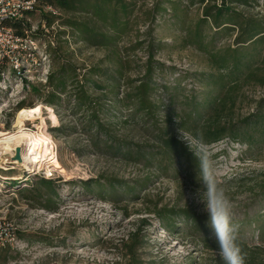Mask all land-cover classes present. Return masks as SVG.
I'll return each mask as SVG.
<instances>
[{
	"label": "rangeland",
	"instance_id": "rangeland-1",
	"mask_svg": "<svg viewBox=\"0 0 264 264\" xmlns=\"http://www.w3.org/2000/svg\"><path fill=\"white\" fill-rule=\"evenodd\" d=\"M46 1L36 0L37 13L30 19L33 30L41 25L40 13H48ZM123 1L130 15L129 36L120 46L126 48L136 39L143 44L141 50L126 54L124 78L137 80L142 76L149 48L153 46V69L159 86L173 87L179 83L186 91L200 90L195 82L197 76L211 74L213 69L208 57L193 44L202 20L203 6L199 0ZM230 9L264 27V0H254L248 7L233 5ZM200 26L206 47H214L217 53L236 47L240 32L234 26L230 27L235 30L229 31V35L228 32L216 34L210 25ZM43 28L54 37V43L67 42L61 45L62 51L78 68H98L108 74L115 70L114 59H109L108 53L75 43L69 37V29L57 22L51 29ZM41 47L27 46L31 51L26 54L15 51L0 63V133L11 137L22 133L46 134L55 145L54 155L60 169L11 161L15 151L3 154L0 219L10 225L19 245L15 250H0V264H124L120 257L122 244L134 233L140 235L145 247L141 251L143 261L218 264L214 261L218 254L206 252L186 231L182 220H174L173 231L160 226L153 213L160 210L176 214L186 210L209 220V235H215L213 215L219 213L247 244L264 245L258 241V229L264 225V200H260L256 191H251L264 171V138L260 140V149L257 146L250 151L228 141L205 148L171 126L170 136L186 144L190 153L205 164V178L199 173L191 181L184 175V163L171 164L166 171H158L156 167L121 161L111 155L113 152H96L85 134L81 114H73L71 106L64 102L60 109L48 107L44 99L30 93L31 87L41 88L45 84L49 67L53 65L51 59H45V49ZM124 89L121 87L120 92ZM161 97L167 101L165 95ZM261 100H264V88L245 86L236 118L252 114ZM165 102V111L157 117V129L164 132L168 128L164 117L171 113ZM21 103L28 108L17 112L15 109ZM121 112L108 126L114 137L133 147L155 146L153 131L144 133L142 125H124L127 113ZM20 143L21 158L29 151L31 141ZM154 159L153 164L158 157ZM40 178L53 182L52 197L45 198L43 189L40 198L29 194L33 187L39 188ZM105 181L112 188H106L107 193L99 195L97 185L107 187L109 184Z\"/></svg>",
	"mask_w": 264,
	"mask_h": 264
},
{
	"label": "trees",
	"instance_id": "trees-1",
	"mask_svg": "<svg viewBox=\"0 0 264 264\" xmlns=\"http://www.w3.org/2000/svg\"><path fill=\"white\" fill-rule=\"evenodd\" d=\"M253 2L254 0H199V4L203 6L202 20L193 44L208 57L213 73L197 76L195 82L200 85L197 92L194 89L186 91L179 83L173 87L157 84L153 69V46L149 48L142 76L137 80L124 78L126 54L141 50L143 44L136 39L126 48L120 46L129 36L130 15L128 5L123 0H47L46 8L56 10L59 16L40 13L41 25L33 30L30 19L37 13L35 7L27 14L25 21L7 26L17 37L44 47L46 60L51 59L53 62L45 84L40 85L41 88L31 87L30 93L44 99V104L48 107L60 109L64 102L71 106L73 114H81L86 125L85 134L94 151L113 152L111 155L121 161L142 164L147 168L156 167L158 171H166L171 164L184 163V175H188L187 180L191 181L199 173H202L201 178H205V164L190 153L186 144L170 136L171 126L205 148L228 141L250 151L257 146L260 149V140L264 138V100L256 104L252 114L236 118L242 89L249 84L264 88V27L255 21L245 20L230 9L233 5L248 7ZM56 22L60 27L70 30L69 37L75 43L108 53L109 59H114L113 73L108 74L98 68L81 69L69 62V57L61 48L67 42L54 43V37L43 30V27L51 29ZM201 24L210 25L216 30V34L228 32L229 35L236 28L240 32L236 36V47L218 53L213 50L214 47H206L200 35ZM231 26L235 28H230ZM121 87H125L123 92H120ZM161 95H165L166 102ZM164 102L171 108L168 110L171 113L168 112L164 117L168 127L165 132L157 129L158 114L165 111ZM176 105L178 108H174ZM26 108L28 107L21 103L15 110L18 112ZM174 109L179 110L175 112ZM121 111L127 113L124 125H142L144 133H148L150 129L153 131L155 146L133 147L127 141L114 137L108 126L110 121L118 119ZM112 113H116L115 116ZM154 157H158V161L153 164ZM108 184L104 188L101 184L97 185L99 195L103 192L106 194V188H112ZM122 187L124 185L120 188ZM42 189L46 191L45 198L55 194L53 182L42 178L39 188L33 187L29 194L40 198ZM251 191H256L260 200H264V171L260 172V181L253 184ZM128 192L132 191L128 189ZM45 209L50 211L47 207ZM153 213L157 216L159 225L168 231L175 229L174 220H182L186 231L195 237L206 252L218 254L216 235H209L207 232L209 220L186 210L177 214L162 210ZM235 237L244 264H264V245L251 246L237 232ZM258 241L264 244L262 224L258 229ZM143 245L140 235L132 234L130 240L122 244L120 257L124 264H159L154 260L141 259V251L145 248ZM214 261L224 263L220 255Z\"/></svg>",
	"mask_w": 264,
	"mask_h": 264
},
{
	"label": "built area",
	"instance_id": "built-area-1",
	"mask_svg": "<svg viewBox=\"0 0 264 264\" xmlns=\"http://www.w3.org/2000/svg\"><path fill=\"white\" fill-rule=\"evenodd\" d=\"M36 0H0V60L9 58V55L15 51H31L27 46L36 45L30 40H24L17 37L14 31L8 27V24L23 22L28 13H31L36 7ZM46 11L52 15H57L56 10L46 8ZM30 53V52H29ZM28 55V53H27ZM46 59V57H45ZM17 62L15 61V64ZM19 240L16 238L10 225L0 219V250L17 249Z\"/></svg>",
	"mask_w": 264,
	"mask_h": 264
},
{
	"label": "bare ground",
	"instance_id": "bare-ground-1",
	"mask_svg": "<svg viewBox=\"0 0 264 264\" xmlns=\"http://www.w3.org/2000/svg\"><path fill=\"white\" fill-rule=\"evenodd\" d=\"M15 136L11 137L7 134L0 133V137L2 138L0 140V159L4 156L3 154L7 155L11 153V151L16 152L19 148V144H21L20 142H27L30 140L31 147L27 153L22 155L20 162L22 161L27 165H34L43 169H60L54 155L55 145L49 136L43 133L38 135L22 133L18 137Z\"/></svg>",
	"mask_w": 264,
	"mask_h": 264
},
{
	"label": "clouds",
	"instance_id": "clouds-1",
	"mask_svg": "<svg viewBox=\"0 0 264 264\" xmlns=\"http://www.w3.org/2000/svg\"><path fill=\"white\" fill-rule=\"evenodd\" d=\"M213 229L218 243V255L224 264H244L240 247L235 242L236 228L230 226L222 215L214 213Z\"/></svg>",
	"mask_w": 264,
	"mask_h": 264
},
{
	"label": "water",
	"instance_id": "water-1",
	"mask_svg": "<svg viewBox=\"0 0 264 264\" xmlns=\"http://www.w3.org/2000/svg\"><path fill=\"white\" fill-rule=\"evenodd\" d=\"M11 161H17L19 164L20 162V149H17L14 156L11 157Z\"/></svg>",
	"mask_w": 264,
	"mask_h": 264
}]
</instances>
